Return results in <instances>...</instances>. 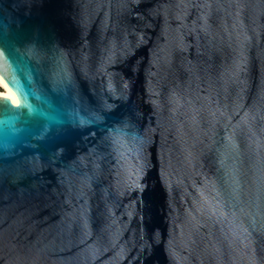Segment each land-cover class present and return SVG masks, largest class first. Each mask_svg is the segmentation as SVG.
I'll return each mask as SVG.
<instances>
[{"label":"water","instance_id":"water-1","mask_svg":"<svg viewBox=\"0 0 264 264\" xmlns=\"http://www.w3.org/2000/svg\"><path fill=\"white\" fill-rule=\"evenodd\" d=\"M0 78V264H264V0H0Z\"/></svg>","mask_w":264,"mask_h":264},{"label":"bare ground","instance_id":"bare-ground-1","mask_svg":"<svg viewBox=\"0 0 264 264\" xmlns=\"http://www.w3.org/2000/svg\"><path fill=\"white\" fill-rule=\"evenodd\" d=\"M0 86L4 88V90H0V93L3 95L10 96L12 98H15V93L2 81L0 78Z\"/></svg>","mask_w":264,"mask_h":264},{"label":"flooded vegetation","instance_id":"flooded-vegetation-1","mask_svg":"<svg viewBox=\"0 0 264 264\" xmlns=\"http://www.w3.org/2000/svg\"><path fill=\"white\" fill-rule=\"evenodd\" d=\"M1 90V89H0Z\"/></svg>","mask_w":264,"mask_h":264},{"label":"snow or ice","instance_id":"snow-or-ice-1","mask_svg":"<svg viewBox=\"0 0 264 264\" xmlns=\"http://www.w3.org/2000/svg\"><path fill=\"white\" fill-rule=\"evenodd\" d=\"M27 106V105H26Z\"/></svg>","mask_w":264,"mask_h":264}]
</instances>
